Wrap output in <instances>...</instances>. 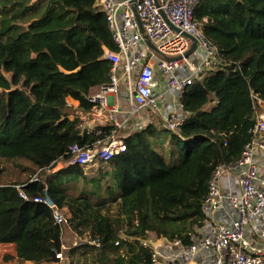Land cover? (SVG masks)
<instances>
[{"label":"trees","instance_id":"trees-1","mask_svg":"<svg viewBox=\"0 0 264 264\" xmlns=\"http://www.w3.org/2000/svg\"><path fill=\"white\" fill-rule=\"evenodd\" d=\"M96 1L0 0V244L15 250L0 264L54 262L68 230L81 239L63 250L68 264H153L142 242L151 233L190 244L215 169L250 140L252 92L264 100V0H199L194 19L222 62L184 89L176 130L158 114L132 129H86L70 113L68 97L94 108L91 88L109 83L104 48L117 51ZM162 132L170 137L153 141ZM117 138L125 150L96 161L107 167L93 176L69 163L70 146ZM43 195L67 226L33 201Z\"/></svg>","mask_w":264,"mask_h":264},{"label":"built area","instance_id":"built-area-1","mask_svg":"<svg viewBox=\"0 0 264 264\" xmlns=\"http://www.w3.org/2000/svg\"><path fill=\"white\" fill-rule=\"evenodd\" d=\"M199 0H97L99 11L105 16L106 25L117 51L104 48L103 57L111 62L109 83L100 85L99 92L89 95V101L106 106L110 96H117L124 87L128 109L121 111L113 106V116L108 117L118 128L124 126L141 111L163 115L162 105L172 97L173 108L162 116L169 130H176L184 115L174 107L181 108L180 97L194 79L222 62L217 47L207 40L194 19V8ZM135 12L143 28L140 31ZM196 39L193 52L185 57L192 41ZM166 58H174L173 60ZM157 86L162 89L157 92ZM255 122L250 129V140L245 144L241 158L230 165L215 169L202 203L205 216L203 224L191 235V243L185 245L179 239L148 236L143 246L152 249L153 264H264V242L257 239V224L264 213V100L255 92ZM124 97V96H123ZM95 107V106H94ZM124 113L117 121L116 114ZM139 124L130 126L134 128ZM125 150L122 139L107 143L95 142L85 147L70 146L69 163L92 165L96 161L109 160ZM261 160L256 159V153ZM234 176L237 189L225 188L221 177ZM36 179V178H35ZM34 180V179H33ZM24 197V194L20 193ZM34 202L43 203L54 221L67 226V216L47 195L34 196ZM62 245L55 253L57 264H64Z\"/></svg>","mask_w":264,"mask_h":264},{"label":"crops","instance_id":"crops-1","mask_svg":"<svg viewBox=\"0 0 264 264\" xmlns=\"http://www.w3.org/2000/svg\"><path fill=\"white\" fill-rule=\"evenodd\" d=\"M99 86H95L93 88H91L90 90V93L92 92H96L98 90ZM121 89L123 90V87L121 86ZM161 87L160 86H157V89L156 91L157 92H160L161 91ZM123 96H119V94L117 96H110L109 97V102L107 103L106 106H100L99 105V108L96 109L95 111L92 109L90 111H87V112H84V111H81V118L84 119L85 123L86 124H93V125H98V124H101V122H105L106 123V120L108 119V117L110 116H113V113L111 112V108L113 106H118V109L119 110H123L122 109V103H123ZM67 102L69 105H77V101L71 99V98H67ZM174 107L175 109L177 110V112L179 111V113L181 115H183V113L181 112V108H177V101L174 102ZM162 108L161 109L163 111V115H161V117L163 116L164 117V113L166 114V112L170 109L173 108V103H172V97H169L167 99V101L162 105ZM93 111V112H92ZM143 112V111H141ZM116 116H119V114ZM160 116V115H159ZM109 122H112L111 120L108 119ZM94 122H99L97 124H94ZM132 122V123H131ZM130 122V126H134L136 124H139L140 126H143L145 125L147 122H148V119H145V118H133V120ZM138 127V125H137ZM261 154L259 152L256 153V159L259 161L261 160ZM221 183L224 185L225 188H234V189H237V179L234 177V176H229V177H221ZM255 227H256V232H255V235L257 237V239L259 240V242L263 243L264 242V213L262 214L259 222L257 224H255ZM68 230V229H67ZM67 232V231H66ZM64 233V232H63ZM62 233V238H61V241H62V245L66 246V247H69L65 242H64V237H66L67 233L69 234V236L72 238V235H71V232H67L66 234H63ZM74 237L76 238V236L74 235ZM73 239V238H72ZM80 243V240L78 238V241L74 242L73 245L75 244H79ZM1 245H8V244H1ZM10 245V244H9ZM12 245V244H11ZM12 249L11 250H8L9 254L10 255H14L15 254V250H14V245L11 246ZM68 259H65L64 261V264H68ZM9 264H14V263H9ZM24 264H31V263H24ZM42 264H57V263H54V262H48V263H42ZM160 264V263H158Z\"/></svg>","mask_w":264,"mask_h":264},{"label":"rangeland","instance_id":"rangeland-1","mask_svg":"<svg viewBox=\"0 0 264 264\" xmlns=\"http://www.w3.org/2000/svg\"><path fill=\"white\" fill-rule=\"evenodd\" d=\"M32 1H35V0H32ZM97 92H99V90H97L96 92L90 93V95H93V94H95ZM119 96H121V97L124 96L123 97V100H122L123 101V103H122V109L123 110L122 111H126L128 109V104H127V101H126V92L121 89L120 92H119ZM69 106H70V110H69L70 113L73 116H76L83 123L82 124V127L83 128L89 129V128H93L94 126H96V125H93V124L89 125V124H86L85 123L84 119L81 118V110L77 108V105H75V106L74 105H69ZM98 108H99V105L95 104V107L93 108V110L95 111ZM124 115H126V114H124V113L121 112L119 114V116L116 117L117 118V121L118 122L122 121L124 119V117H123ZM152 116H154V114H151L149 111L144 110L143 112L136 113L133 116V118H140V117H142V118H145V119H149ZM108 122L109 121L107 119L106 120V123H108ZM128 122H130V121H128ZM97 123H99V122H94V124H97ZM106 123L105 122H101V124H98V125H104ZM169 137H170V133L169 132H162V133H159V135L156 138H154L153 141H161V139L164 140V139H168ZM61 166H62V163H58V164H56V166H55L54 169L57 170V169L61 168ZM98 167L106 168L107 165H106V163L99 162V163H97L95 165L94 164H92V165H85V166H83V169H84V172L87 173L88 177H90V176H93L95 174V172H96V170H97ZM67 232L70 233L69 230ZM67 232L64 231L63 234H66ZM71 235H72V238L73 239L67 233L66 237H64V242L68 246H71L72 247L73 246V243L76 242V241H78V238L77 237L75 238L73 234H71ZM153 236L154 235H152L151 233L149 234V237L151 238V240L153 239L152 238ZM79 240H81V239H79ZM82 242H83V240H82ZM11 246H13V244L12 245L11 244L10 245L9 244L8 245H1L0 244V260H2V256L4 254H9L8 250H11L12 249Z\"/></svg>","mask_w":264,"mask_h":264},{"label":"water","instance_id":"water-1","mask_svg":"<svg viewBox=\"0 0 264 264\" xmlns=\"http://www.w3.org/2000/svg\"><path fill=\"white\" fill-rule=\"evenodd\" d=\"M130 2L133 3L134 0H130ZM132 10H133V12H134V14L136 16V19H137V22H138V25H139V29H140L141 32H143V28L141 26V23H140L138 17H137V14L135 12L134 4H132ZM188 37L191 39L192 44H191L190 48L184 53V56L185 57L189 56L193 52V50L195 49V47H196V39L193 36H190V35H188ZM166 59L173 60L174 58H166Z\"/></svg>","mask_w":264,"mask_h":264}]
</instances>
